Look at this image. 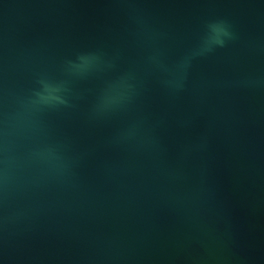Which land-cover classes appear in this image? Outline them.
<instances>
[{
  "label": "water",
  "instance_id": "95a60500",
  "mask_svg": "<svg viewBox=\"0 0 264 264\" xmlns=\"http://www.w3.org/2000/svg\"><path fill=\"white\" fill-rule=\"evenodd\" d=\"M0 264H264V0H0Z\"/></svg>",
  "mask_w": 264,
  "mask_h": 264
},
{
  "label": "clouds",
  "instance_id": "9594fccd",
  "mask_svg": "<svg viewBox=\"0 0 264 264\" xmlns=\"http://www.w3.org/2000/svg\"><path fill=\"white\" fill-rule=\"evenodd\" d=\"M209 28H210L211 32L214 34L218 35L220 33H223L224 35H228L227 29L222 22L210 24ZM220 43H223V42L220 41Z\"/></svg>",
  "mask_w": 264,
  "mask_h": 264
}]
</instances>
